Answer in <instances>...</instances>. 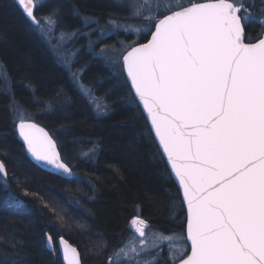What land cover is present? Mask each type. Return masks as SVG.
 <instances>
[{
    "label": "snow or ice",
    "instance_id": "obj_1",
    "mask_svg": "<svg viewBox=\"0 0 264 264\" xmlns=\"http://www.w3.org/2000/svg\"><path fill=\"white\" fill-rule=\"evenodd\" d=\"M15 2L51 46L68 83L98 114H107L111 106L98 104L99 97L84 83L85 67H76L84 46L70 47L87 38V54L101 60L127 88L156 155L166 158L165 169L176 185L170 211L177 205L182 213L186 209L181 225L186 235H165L134 216L129 237L113 248L108 264H264V0H259L258 13L256 0H181L163 7L160 0H113L112 7L123 11L126 20L142 26L111 14L103 25L83 16L88 32L64 30L59 35L60 8L38 17L36 11L44 6L38 0ZM249 23L261 28L256 42L251 37L245 42ZM121 29L137 39L97 48L110 32L119 35ZM141 38L147 42L140 43ZM0 83L10 88L2 67ZM71 102L61 88L46 108L60 111ZM9 108L34 162L51 166L64 179L75 178L55 136L30 122L14 97ZM0 174L7 175L3 162ZM6 199L22 204L11 192ZM45 235L56 256V242ZM58 245L63 264H81L76 247L62 236Z\"/></svg>",
    "mask_w": 264,
    "mask_h": 264
},
{
    "label": "trees",
    "instance_id": "obj_2",
    "mask_svg": "<svg viewBox=\"0 0 264 264\" xmlns=\"http://www.w3.org/2000/svg\"><path fill=\"white\" fill-rule=\"evenodd\" d=\"M88 2L50 0L48 6L63 11L69 32L84 29L83 16L107 21L111 14L120 22L139 23L126 20L123 11L109 5ZM45 7L38 8V17ZM260 36V26L249 23L246 41L247 37L253 42ZM117 37L124 42L137 39L120 31L103 41L105 45L117 44ZM81 46L85 45L81 42ZM81 54L87 63L84 83L111 106L107 114H98L68 83L51 47L40 39L14 0H0V67L7 70L10 81L9 89L0 83V159L7 173L0 176V264H62L57 247L61 236L77 248L82 264H108L113 248L129 237V222L134 216L164 234L184 232L185 213L178 205L173 211L169 209L176 185L144 132L145 119L130 104L127 88L111 76H103L102 68L96 66L100 60L91 58L85 48ZM61 88L71 97V104L60 111L47 109ZM34 92L37 101L31 106ZM13 97L21 109L30 107V120L55 136L61 157L75 178L46 172L27 158L9 108ZM30 111L24 114L28 119ZM7 192L22 204L8 201ZM46 233L56 242V256L46 245Z\"/></svg>",
    "mask_w": 264,
    "mask_h": 264
},
{
    "label": "rangeland",
    "instance_id": "obj_3",
    "mask_svg": "<svg viewBox=\"0 0 264 264\" xmlns=\"http://www.w3.org/2000/svg\"><path fill=\"white\" fill-rule=\"evenodd\" d=\"M50 0H38V3H40V4H42V5H44V6H46L45 8L46 9H44V12L40 15V16H43V15H46L48 12H49V10H50V8L51 7H49L48 6V2H49ZM88 1H90V2H88ZM86 0V2H88V3H91L93 6H95V4H97V5H99V6H110L111 7V9L113 10V9H116V8H113L112 6H111V3H110V1L113 3V0ZM258 1V3H259V0H257ZM178 2H181V0H160V3H161V5H162V7L163 6H167V5H170V4H172V5H174L175 3H178ZM182 2H184V3H187V0H182ZM249 2H251V0H249ZM55 7H58V6H55ZM59 8V7H58ZM259 9H260V3H259V6H257V8L255 9V11L258 13V11H259ZM63 11L61 10V13H62ZM61 19H62V24H61V26L60 27H58L55 31H56V35H59L60 34V32L61 31H64V30H66V28H67V25H68V22H66L65 21V19L63 18V13H62V15H61ZM120 21V20H119ZM100 22V25H103V24H105L106 23V21L105 20H103V21H99ZM139 23H134V27H141L142 25H141V23H140V21H138ZM122 23H130V22H122ZM97 27V25L96 24H92L91 25V28H93V29H95ZM67 31V30H66ZM89 31V28H87V27H84V29H82V32H88ZM121 32L123 31L122 29L120 30ZM110 34H112L111 32L108 34V35H110ZM97 35H98V33H97ZM133 35V37H135V38H137V36L135 35V34H132ZM118 38V37H117ZM91 39H93V40H95L96 39V36H92V38ZM116 40H118V41H120V39L118 38V39H116ZM47 43V42H46ZM48 44V43H47ZM49 45V44H48ZM105 45V42L102 40V43L101 44H99V45H97V48H99V47H101V46H104ZM117 45V47H119V44L117 43L116 44ZM50 46V45H49ZM79 46H81V41L79 40V42H75V43H73V44H71L70 45V47H75V48H77V49H79L80 47ZM51 47V46H50ZM86 47V49H87V45L85 46ZM88 50V49H87ZM80 65L81 66H84L85 68H86V66H87V63H85V59H84V55L83 54H81L80 55ZM96 66H98V67H100V68H102V70H103V76H105V74H107L108 75V69L105 67V65L103 64V62L100 60L99 61V63L98 64H96ZM104 68V69H103ZM102 76V77H103ZM87 77V76H86ZM100 81V80H99ZM117 81V80H116ZM117 83L119 84L120 82L119 81H117ZM98 101H101L103 104H101L102 106L101 107H103L105 104H107V102H103L102 100H98ZM22 108L23 109H26V108H24L23 106H22ZM28 111V110H27ZM29 112V111H28ZM24 114H28V113H24ZM30 114V113H29ZM31 115V114H30ZM30 115H29V117H30ZM179 233H182V232H178V233H176V234H179ZM165 235H172V234H165ZM172 242H178V241H176L175 239L172 241ZM165 247L167 248V242H165Z\"/></svg>",
    "mask_w": 264,
    "mask_h": 264
},
{
    "label": "bare ground",
    "instance_id": "obj_4",
    "mask_svg": "<svg viewBox=\"0 0 264 264\" xmlns=\"http://www.w3.org/2000/svg\"><path fill=\"white\" fill-rule=\"evenodd\" d=\"M110 1V0H109ZM111 2V1H110ZM14 3H15V1H14ZM112 3V2H111ZM16 4V3H15ZM17 5V4H16ZM82 25H83V22H82ZM67 30H69L68 28H66ZM77 30V29H76ZM80 31V30H79ZM81 33H84V32H82V30L80 31ZM37 33H38V31H37ZM39 34V33H38ZM262 34V33H261ZM150 36V35H149ZM149 36H148V38H149ZM39 37H40V39L42 40V41H45L42 37H41V35L39 34ZM92 38V37H91ZM85 46L87 45V43H88V40H87V38H85V39H81L80 40ZM147 41V40H146ZM46 42V41H45ZM84 46V48H85V50L86 51H88L87 49H86V47ZM76 67H81V65H76ZM108 75H109V71H108ZM110 76V75H109ZM8 89H9V87H8ZM6 93L8 94V95H10L11 96V91L10 90H7L6 91ZM36 101H37V95L35 94V92L31 95V106H33L35 103H36ZM98 103H100V104H103L101 101H98ZM107 105H108V103H107ZM35 107H38V106H35ZM28 108V107H27ZM22 110H23V112L24 113H28L27 112V109H23L22 108ZM28 110L30 111V107L28 108ZM30 114H31V111H30ZM29 114V115H30ZM33 115L31 114L30 115V118H29V120L30 119H32L31 117H32ZM30 121H32V122H35V123H37L39 126H41V127H43V128H45L42 124H40V123H38V122H36V121H33V120H30ZM46 129V128H45ZM16 130V129H15ZM47 130V129H46ZM48 131V130H47ZM17 133V132H16ZM50 134V133H49ZM51 135V134H50ZM17 136H18V138H20L19 137V135H18V133H17ZM20 140V139H19ZM22 144V148H23V150H24V152L26 151V149H25V146L23 145V143H21ZM25 155H26V153H25ZM27 156V155H26ZM28 158V157H27ZM29 159V158H28ZM30 160V159H29ZM0 162H2L1 161V159H0ZM31 163H32V161H31ZM34 164V163H33ZM35 165V164H34ZM36 166V165H35ZM0 176H2V177H4V175L3 174H0ZM59 239V238H58ZM57 239V240H58ZM46 245H47V237H46ZM48 247V246H47ZM60 255V254H59ZM61 259V258H60ZM82 264V263H81Z\"/></svg>",
    "mask_w": 264,
    "mask_h": 264
},
{
    "label": "water",
    "instance_id": "obj_5",
    "mask_svg": "<svg viewBox=\"0 0 264 264\" xmlns=\"http://www.w3.org/2000/svg\"><path fill=\"white\" fill-rule=\"evenodd\" d=\"M15 1V0H14ZM202 2H206V1H202ZM16 3V2H15ZM17 4V3H16ZM20 10H21V12H22V9L20 8V7H18ZM22 14H23V12H22ZM24 15V14H23ZM25 16V15H24ZM25 18H26V16H25ZM27 19V18H26ZM28 20V19H27ZM29 21V20H28ZM32 25V24H31ZM148 39H150V36H149V38ZM257 41V40H256ZM256 41H253V42H256ZM147 41H145V42H142V43H146ZM245 42H247V41H245ZM30 122H32V121H30ZM35 123V122H34ZM37 124V123H36ZM38 125V124H37ZM39 126V125H38ZM39 127H41V126H39ZM16 129V128H15ZM45 129V128H44ZM45 131H47L46 129H45ZM16 132L18 133V131L16 130ZM48 132V131H47ZM20 139V141H21V143H23V141H22V139L21 138H19ZM24 145V144H23ZM25 146V145H24ZM25 149H26V146H25ZM25 153H26V155H27V157L30 159V161H32V163H34L38 168H40V169H42V170H44V171H46V172H49V173H52V174H54V175H57V176H60V175H58V174H55V170L54 169H52L51 168V166H46V165H44L42 162L38 165L36 162H34V160L30 157V154H28L27 153V151H25ZM164 160V162H165V160H166V158H164L163 159ZM5 177V176H4ZM61 177V176H60ZM184 213L186 214V209L184 210ZM184 233H185V235H186V232H185V229H184ZM58 241H59V239H58ZM58 241H57V247H58V250H59V245H58ZM69 243V242H68ZM70 245H72L71 243H69ZM73 246V245H72ZM74 247V246H73ZM60 258H61V262H62V257H61V255H60ZM62 264H63V262H62Z\"/></svg>",
    "mask_w": 264,
    "mask_h": 264
}]
</instances>
